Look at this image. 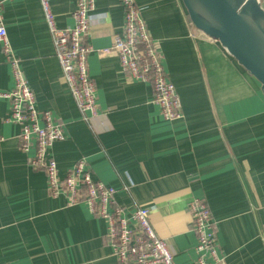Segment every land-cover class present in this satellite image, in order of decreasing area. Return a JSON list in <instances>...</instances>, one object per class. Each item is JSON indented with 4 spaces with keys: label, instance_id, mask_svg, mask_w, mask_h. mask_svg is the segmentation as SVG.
I'll return each mask as SVG.
<instances>
[{
    "label": "crops",
    "instance_id": "crops-1",
    "mask_svg": "<svg viewBox=\"0 0 264 264\" xmlns=\"http://www.w3.org/2000/svg\"><path fill=\"white\" fill-rule=\"evenodd\" d=\"M8 37L40 113L51 111L65 139L51 155L64 176L84 159L94 180L115 187V202L150 209L175 264H193L197 234L189 203L204 199L228 264H264V94L261 83L191 22L182 0H136L164 56L182 117L166 120L149 83L132 79L115 53L100 56L122 33L121 0H96L87 42L97 114L82 113L62 77L39 0H0ZM264 8V0H260ZM75 0H53L61 29L74 24ZM14 77L0 43V92ZM0 97V264H118L106 221L84 201L48 190L30 166L20 126ZM86 116H90L88 120ZM131 185L130 191L123 189Z\"/></svg>",
    "mask_w": 264,
    "mask_h": 264
},
{
    "label": "built area",
    "instance_id": "built-area-1",
    "mask_svg": "<svg viewBox=\"0 0 264 264\" xmlns=\"http://www.w3.org/2000/svg\"><path fill=\"white\" fill-rule=\"evenodd\" d=\"M39 1L62 77L78 109L95 116L96 87L89 74L88 56L92 47L87 42V36L92 26L96 0H75L74 24L65 29L57 26L53 0ZM121 4L125 13L122 33L114 37L111 47L99 51L100 56L115 53L124 74L152 86L154 102L160 107L164 119L172 121L181 118V98L168 78L164 56L152 38L141 8L136 0H121ZM0 43L14 77L13 89L0 92V97L10 102L7 120L20 126L18 140L22 152L27 153L35 146V154L29 163L34 169L45 173L50 194L56 197L65 193L70 204L84 201L92 213L106 221L107 242L118 264H175L169 244L158 237L150 222L149 207L135 204L132 211L126 214V210L115 202L117 189L94 180L84 159L75 163L64 176L60 174L51 148L54 143L65 139V133L51 111L40 113L37 109L36 95L10 43L1 1ZM90 116L85 119L88 120ZM123 189L130 191L131 185L124 184ZM189 210L198 238L195 248L197 258L193 264H228L219 251L216 227L206 201L192 199Z\"/></svg>",
    "mask_w": 264,
    "mask_h": 264
},
{
    "label": "water",
    "instance_id": "water-1",
    "mask_svg": "<svg viewBox=\"0 0 264 264\" xmlns=\"http://www.w3.org/2000/svg\"><path fill=\"white\" fill-rule=\"evenodd\" d=\"M192 24L218 41L264 94V8L260 0H182Z\"/></svg>",
    "mask_w": 264,
    "mask_h": 264
}]
</instances>
